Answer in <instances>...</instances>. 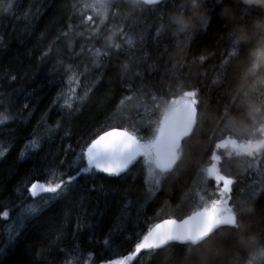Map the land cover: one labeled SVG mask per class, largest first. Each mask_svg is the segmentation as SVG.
Listing matches in <instances>:
<instances>
[{"label":"snow or ice","instance_id":"1","mask_svg":"<svg viewBox=\"0 0 264 264\" xmlns=\"http://www.w3.org/2000/svg\"><path fill=\"white\" fill-rule=\"evenodd\" d=\"M134 3L156 6V20H163V14L170 9L167 0H134ZM206 3L210 22L204 28L205 32L211 26V20L219 18L221 9L225 5H232L233 0H206ZM122 6L128 7L125 0H94V3L86 5L99 17V24H95L93 15L81 20L82 25H88L86 30L89 35L86 39L91 41L95 38L100 33V26L110 18L115 19ZM12 7L9 2L3 11L7 13ZM81 15L83 17V13ZM134 15L129 12L118 23L112 24L103 49L93 51L90 47H81L77 52L63 44L62 38L69 33L61 31L39 57L38 63L49 67L38 69L33 79L39 75L40 89H57V92L36 126L28 132L13 162L14 174L22 176L21 183L26 188L27 196L17 186L20 203L11 201V207L18 211L11 217V224L7 228V243L0 246V264H33L29 258L31 245L25 243L27 229L30 226L37 231L41 228L45 231L54 229L66 235L68 214L72 215L74 221L71 232L74 243L78 245L81 237H84L90 244L102 243L105 246L100 252V259L93 261L94 254L89 255L91 264H131L142 250H159L174 243L187 246L186 254L174 261V264H181L194 247H202L213 241L219 230L238 228L242 209L249 205L256 209L259 193L255 188L248 196L229 203L232 200V186L237 181L233 175L222 170V157L216 150L222 149L230 160L237 161L245 173H255L264 183V147L253 146L251 140L234 136L225 130L226 125L223 124V138L215 143L210 165L202 169L204 182L210 178L216 184L208 198L198 193L199 201L190 214L151 223L142 236L137 234L140 238L130 254L120 255L117 259L104 258L106 250L114 251L111 247L114 233L124 230L125 224L132 226L142 219L145 223L148 221L147 217L140 215L139 210L135 217L130 215L132 201L123 186L134 182L138 172L143 170L146 172V191L156 197L165 184L179 182L186 175L187 168L205 147L201 139L205 133L198 90H184L181 84L173 91L170 84L163 83L164 74L159 70L167 64V48L160 51L157 39L163 36L162 28H156L155 37L151 40L156 45L155 52L149 51L150 24L145 19L139 23H129ZM93 24L94 30L91 28ZM130 33H135L137 38H130ZM78 35L84 37V32ZM117 37L124 42H117ZM6 48V42L0 40V57ZM85 52H91L94 58L83 65L84 71L81 72V65L76 63L74 66L73 61L82 58ZM134 56H138L139 61L129 63ZM89 72L97 74L93 77L97 84L105 73L112 72V79L120 85L121 92L118 102L106 94L103 106L97 105L100 112L114 107L113 116L106 117L95 131L82 132L76 140L77 151L71 143L64 144V141L72 136L67 125L91 100L95 86L85 87L82 95L77 93V88L88 80ZM175 75L173 73V78ZM8 76L11 81L22 78L11 71H8ZM153 76L157 77L155 81L151 79ZM65 77L67 91L64 90ZM36 91L14 89L0 98V105H3L0 109V134L9 124L21 126L19 132L13 127L4 138H0V162L7 159L13 147L12 139L21 136L32 119L35 106L29 101ZM53 108H58L61 116L54 125H49L47 117ZM113 119L122 123H113ZM42 126L46 135L42 134ZM61 131L63 135L59 139L62 146L53 153L51 141ZM69 152L73 158L66 162ZM60 165L65 166L63 170ZM113 184L121 187L114 189L109 186ZM93 195L96 200L89 211L87 202ZM117 197L127 203H122L115 220L109 224L113 201ZM148 203L145 199L141 208H146ZM10 210L2 212L4 220H9ZM260 216L264 218V213ZM254 230L264 233V219ZM98 236L101 239L98 240ZM61 264H72V261H62Z\"/></svg>","mask_w":264,"mask_h":264},{"label":"trees","instance_id":"2","mask_svg":"<svg viewBox=\"0 0 264 264\" xmlns=\"http://www.w3.org/2000/svg\"><path fill=\"white\" fill-rule=\"evenodd\" d=\"M82 1L85 2V0H0V40L7 44L3 56L0 57V98L14 89L22 88L29 92H32L33 89L37 90L29 101L35 106L32 119L23 134L12 139L13 147L7 159L0 162V246L7 243V231L5 229L7 220L2 218V212L11 209V217L12 211L15 209L11 207V201L15 200L17 204L20 203L17 186L24 196H27L26 188L21 183L22 176L14 174L13 162L18 151L22 148L28 132L36 126L46 107L56 96L57 89L39 88V75L33 79V74L38 73V69L49 67L47 64L40 65L38 61L43 52L56 39V36L61 31L68 32L69 35L62 38L63 44L77 52L80 51L81 47H90L93 51L96 48L103 49L105 37L109 34L108 29L112 27V24L118 23L127 13L133 12L135 15L129 20V23H139L145 19L150 24L148 49L155 52L156 45L151 43V40L155 37V30L158 26L161 24L167 26L168 14L183 10L185 14L190 15L184 0H167L170 9L163 14V20L155 19L156 6H144L140 3H134V0H125L128 7L122 6L115 19L110 18L109 21H106L105 25L100 26V33L88 41L86 39L89 35L86 30L88 25H82L81 20L87 15L94 14V12L91 10L83 11V7L81 9ZM9 2L13 7L11 11L5 13L3 7H6ZM230 6L235 13V20L233 21L222 18L219 12L218 16L221 20L218 17L212 19L211 26L206 32L204 29L197 30L190 39L186 35H173L172 30L167 27L162 30L163 36L157 38L159 50L164 51L167 48L165 55L167 64L159 70V73L164 74L163 83L170 84L173 91L181 84L184 86V90H198L200 96L199 109L203 113L202 123L205 133L201 139L205 147L200 150L197 158L187 168L186 175L182 176L179 182L170 181L165 184L162 192L158 193L156 197H152L146 191V172L143 170L138 172L134 182L130 181L129 184L123 186L132 201L130 215L135 217L139 210L140 215L147 217L148 221L145 223L142 219L138 224L132 226L125 224L124 230L114 233L111 246L114 251L106 250L104 258L117 259L120 255L130 254L140 238L137 234L140 233L142 236L151 223L159 222L164 218H182L190 214L198 200L197 192L194 193L197 189L194 182L198 178H203L202 169L211 163V153L215 150V143L223 138L221 129L223 124L226 125L227 116L242 113L248 101L264 102V89L258 92H248L247 85L251 83V78L243 79L245 63H241V61H245L246 50L251 45L235 43L238 29L242 26L250 32L254 31V23L257 20H264V10L258 8L245 9L242 5L234 2ZM204 7L210 17L206 0ZM143 9L144 11H142ZM81 13H83V17ZM94 21L97 24L99 17H94ZM95 24L91 25L93 30ZM69 26H71V30ZM81 31L84 32V37L78 35ZM130 38L136 39L137 36L135 33H130ZM117 42L123 43L124 41L117 37ZM201 56L204 57L203 60L200 59ZM93 58L91 52H85L82 58L73 61V65L79 63L81 65L80 71L83 72V65L90 63ZM138 61L139 57L134 56L128 62L134 64ZM65 66H67V61H65ZM8 71L19 74L22 78L11 81ZM173 73L176 74L175 78H173ZM96 75L95 72H89L88 80L77 88V93L82 95L85 87L95 86L91 93V100L75 116L73 122L67 125L71 129L72 136L66 138L64 144L71 143L77 151L79 148L76 146V140L82 132L95 131L106 117L113 116L114 107H110L107 112L98 110L97 105L102 107L105 103V95L112 96L114 102H118L120 98V85L112 79V72L105 73L98 84L93 78ZM156 78V76L151 77L153 81ZM81 79L83 81V77ZM66 81L67 77H65V91H67ZM240 84H243L244 87L238 88ZM246 92L247 95H245ZM45 93L47 94L45 95ZM2 107L3 105H0V109ZM225 109H227L226 113ZM60 116V110L53 108L48 113V124L54 125ZM113 123L120 124L122 121L113 119ZM4 127L5 132L0 134V138H4L13 127H16L19 132L21 126L9 124ZM225 130L228 131V128L226 127ZM41 131L42 134H47L43 131V126ZM213 133L215 134L213 135ZM62 135L63 131L51 141L53 153L62 146L59 139V136ZM45 143L47 146V141ZM216 151L222 155L223 170L233 175L237 181L232 186L233 190L230 194L232 200L229 203L248 196L253 189L250 188L253 180L249 173H244L237 161L224 156L225 153L222 149ZM72 158V153L69 152L66 162ZM59 167L63 170L65 166L60 165ZM38 178L43 179L44 177ZM109 186L114 189L121 187L115 184ZM211 186L212 184L209 187ZM213 188L215 187L213 186ZM258 193L255 205L256 215L251 217L253 228L257 227L264 219L260 216L264 213V188ZM193 195L195 196L193 197ZM145 199L149 203L146 208L142 209L141 204ZM95 200V195L88 198L89 211L92 210ZM122 203H127V201H122L120 197L113 201L112 218L109 224L115 220ZM67 219L69 223L66 235L58 233L54 229L45 231L41 228L40 231H37L31 226L27 229L25 243L31 245L29 258L33 264H61L62 261L66 260H71L72 264H91L88 261L90 254H94L93 261L101 258L100 252L105 246L102 243L90 244L84 237H81L78 245L74 243L71 238L74 227L72 215L68 214ZM107 227L108 225L105 226V232ZM227 231L228 229L219 230L217 235L213 237V241L207 243L208 249L215 253L223 246L226 251V255L223 257L225 260L235 257L240 264H245L249 259L248 252L244 250L236 252L234 240L225 235ZM97 239L99 240L101 237L98 236ZM186 251L187 246L174 243L159 250L142 251L131 264H174V261L183 257ZM258 264H264V260H260Z\"/></svg>","mask_w":264,"mask_h":264},{"label":"clouds","instance_id":"3","mask_svg":"<svg viewBox=\"0 0 264 264\" xmlns=\"http://www.w3.org/2000/svg\"><path fill=\"white\" fill-rule=\"evenodd\" d=\"M204 2L205 0H184L190 15L183 10L169 13L167 26L161 24L162 30L167 27L172 30L173 35L188 37L193 36L197 30H203L210 22ZM233 2L245 9L264 10V0ZM219 14L226 20H235L234 9L230 5H225ZM235 43L251 45L246 50L245 61H241L245 63L243 79L251 78V83L247 85L248 92L264 89V20H257L252 32L241 26L236 33ZM243 87V84L238 85V88ZM226 127L234 136L251 140L253 146L264 147V102L248 101L242 113L227 116ZM255 215L256 209L253 206L245 207L241 211L238 228L229 229L225 234L234 240L236 252H248L249 259L245 264H258L260 260H264V233L254 230L251 217ZM193 250L181 264H240L235 257L227 260L223 258L226 255L223 246L215 253L208 249L207 243L202 247H194Z\"/></svg>","mask_w":264,"mask_h":264},{"label":"rangeland","instance_id":"4","mask_svg":"<svg viewBox=\"0 0 264 264\" xmlns=\"http://www.w3.org/2000/svg\"><path fill=\"white\" fill-rule=\"evenodd\" d=\"M92 3H94V0H85V2H81V9H82V7H83V11L84 10H90L89 8H87L86 7V5H90V4H92ZM84 4H85V6H84ZM82 11V10H81ZM93 15V17H98V16H96V14L94 13V14H92ZM97 24H99V21L97 22ZM102 26V25H101ZM68 44L70 43V41L69 42H67ZM217 154L218 155H221V154H219L218 152H217ZM224 156H226L225 154H223ZM222 156V155H221ZM207 167V166H206ZM205 167V168H206ZM220 167L222 168V170L224 169V167H223V162H222V164H220ZM224 171V170H223ZM245 173V172H244ZM249 175H250V177L252 178V184H251V187L250 188H255L256 190H257V192H259V191H261L263 188H264V183H261V177H259V176H256V174L255 173H249ZM203 179H205L204 178V176H203V178L201 177V178H198L197 180H196V182H194V185H195V187L197 188L196 190H195V194H196V192H197V201H196V203L199 201V195H204L205 196V198L207 199L208 198V196L215 190V188H216V184H215V181L213 180V179H207V181H209L210 180V182H204V180ZM214 181V182H213ZM210 184H212V186L211 187H209L210 186ZM209 185V186H208ZM208 186V188L206 189V187ZM213 186L215 187V188H213ZM202 189H206V191H202ZM198 193H199V195H198ZM195 195H193V197H194ZM194 207H195V204H194ZM16 210V211H15ZM193 210V209H192ZM18 210L17 209H14L13 211H12V214H11V217L13 216V215H15V213L17 212ZM11 217L9 218V220H7V222H6V225H5V229H6V231H7V228H8V226L11 224ZM6 234H7V232H6Z\"/></svg>","mask_w":264,"mask_h":264},{"label":"flooded vegetation","instance_id":"5","mask_svg":"<svg viewBox=\"0 0 264 264\" xmlns=\"http://www.w3.org/2000/svg\"><path fill=\"white\" fill-rule=\"evenodd\" d=\"M216 143H218V142H216Z\"/></svg>","mask_w":264,"mask_h":264},{"label":"water","instance_id":"6","mask_svg":"<svg viewBox=\"0 0 264 264\" xmlns=\"http://www.w3.org/2000/svg\"><path fill=\"white\" fill-rule=\"evenodd\" d=\"M179 244V243H178Z\"/></svg>","mask_w":264,"mask_h":264}]
</instances>
